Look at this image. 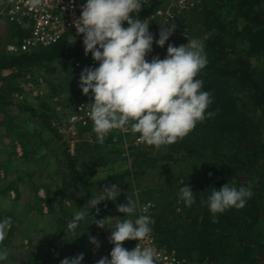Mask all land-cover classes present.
Listing matches in <instances>:
<instances>
[{
    "label": "trees",
    "instance_id": "1",
    "mask_svg": "<svg viewBox=\"0 0 264 264\" xmlns=\"http://www.w3.org/2000/svg\"><path fill=\"white\" fill-rule=\"evenodd\" d=\"M186 16L190 32L199 28L208 33L204 45L208 63L196 78L203 81L202 90L211 93L213 102L206 112L213 115L198 122L183 139L167 145L165 156L158 159L171 163L159 170L188 169L186 174H192V179L177 188L189 185L195 202L191 207H185L181 200L178 204L162 205L154 214L153 233L159 244L174 250L180 257L206 259L211 264H264V68L258 69L253 63V59H264V0H202L200 6L190 9ZM240 21L243 25L239 28ZM84 56L82 38L72 40L66 34L49 48L20 54L1 53L0 78L4 71L29 66L47 69L57 63L73 66L77 61L82 62ZM12 90L0 89L1 106H18L28 110L32 117H41L42 125L58 137L49 116L38 113L30 105L8 99L6 95ZM19 93L24 99V92ZM128 127L131 130L130 125ZM76 128L95 138L92 123ZM15 137L26 148L22 134ZM118 149L111 152L123 151V148ZM66 157L73 168L75 156H70L66 150ZM175 159L182 161L180 166H172ZM8 162H0V170L5 173ZM74 172L83 182L79 171ZM136 174L137 171H125L117 177ZM4 176L0 177V196L10 188L17 190L15 180ZM175 182L164 184L171 188ZM225 183L237 188L250 186L252 195L243 208H230L217 214L213 222L207 197L214 187ZM6 217L14 219L11 213L0 210V219ZM80 253L84 254L82 264H85L84 244L80 246Z\"/></svg>",
    "mask_w": 264,
    "mask_h": 264
},
{
    "label": "clouds",
    "instance_id": "2",
    "mask_svg": "<svg viewBox=\"0 0 264 264\" xmlns=\"http://www.w3.org/2000/svg\"><path fill=\"white\" fill-rule=\"evenodd\" d=\"M32 3L35 6L39 0ZM143 5V0H84L79 17L73 21L76 33L82 34L85 55L90 53L97 62V66L81 70L78 86L82 94L91 96L89 115L98 143H103L114 129L128 132L130 125L139 142L158 149L183 139L198 122L213 115L206 112L213 102L211 93L202 90L203 81L196 78L208 63L203 42L187 38V43L179 46L169 43L163 59H147L154 36L149 21L137 18ZM175 29L174 23L164 25L155 44L163 47ZM117 188L116 184L105 188V195L97 197L91 208L105 198L115 200L120 194ZM251 195L250 186L237 188L225 183L214 187L206 201L213 222L217 214L243 208ZM179 199L185 207L195 202L189 185L179 190ZM137 207V201L128 197L118 211L131 215ZM141 212H147V207ZM86 216H90L87 210L73 213L69 230L75 232ZM151 223L150 216L141 214L134 221L124 219L108 226L113 229L109 237L113 247L109 256L101 257L96 264H157L158 253L153 247L137 243L128 250L122 244L126 240H145L152 231ZM9 227L10 218L0 219V243L5 241ZM90 239L99 246L94 237ZM83 259L80 253L65 257L60 264H82ZM8 260V251L0 249V264Z\"/></svg>",
    "mask_w": 264,
    "mask_h": 264
},
{
    "label": "rangeland",
    "instance_id": "3",
    "mask_svg": "<svg viewBox=\"0 0 264 264\" xmlns=\"http://www.w3.org/2000/svg\"><path fill=\"white\" fill-rule=\"evenodd\" d=\"M187 12L185 14L186 18ZM238 25L240 28L243 24L240 21ZM158 27L160 26L156 22H149V31L154 36L152 52L149 53L147 57L149 60L153 56H158L159 58L163 59L166 55V48L169 43L173 44L174 46H179L181 44L187 43V39H181L178 37V35H171L169 37V40L166 41L165 47L161 49L155 44V39L159 38V31L161 29ZM20 33V31H16L15 28H12L6 22L2 20L0 21V54L3 52L7 53V44L16 41L20 37ZM207 36V32H204L197 28L193 30V32H190V36L188 37V39H197L198 41L203 42V44L205 45ZM76 37H72V40ZM84 57L85 62L81 67L67 65L65 63H57L56 65L54 64L48 69L44 67L38 68L29 66L11 72L4 71L3 77L0 78V89L3 92H8L10 89H13L10 94L6 95L11 102H14L16 104L18 102L19 104H25L28 106L30 105L35 108L38 113L49 116L51 125L53 129L56 130L59 136L64 134V138L68 139L69 137H73L76 135L77 138H80V140L76 143L77 146H79L80 150L87 148L92 152L102 153L105 155L106 153L109 154L111 150L118 149L119 147V149L123 148V151H120L126 152V150L128 149L127 151H129L133 155L137 151H139L138 149L142 150L143 148H146L145 150H149L154 148L153 150L155 151L156 156L151 157L150 155H147V158L156 159V161L152 159L145 160L141 155V157L138 156L137 162L134 163V159L131 162L127 159V157H124L125 159L121 160V166L128 167V164H130L131 162L132 168L133 164L135 166L137 163V168L157 167L158 171L155 172V177L157 178L154 179V177L151 176L150 179H146L147 176H138V181H136L135 185L143 187L138 193L132 191V188L131 190L126 191L121 190V194H119V196H117L115 200H111L113 201V204L115 206L120 204L121 201L127 202L128 197L136 200L138 207L136 212L131 214V216L133 215L131 220L134 221L141 214L148 215L152 220L150 227L153 230L152 226L154 222V214L162 207V205L167 204L168 202H172L173 204H178L180 202L179 190L181 188L178 189L177 187L179 184H182V182L191 180L192 174L187 175L186 173L188 169H183L182 167L178 168L176 171H159V169L167 166L169 163L166 160H158L160 157L165 156L167 145L161 146L158 149L152 146H147L144 143H139V145H136L133 141V138H128V136L125 137L127 138L126 141L122 136H119V141L116 145H114L113 142H109V140L107 139L109 138L108 136L106 137L108 141H106L105 139L103 143L96 142V139L94 140V142H90L93 141V139H91L90 141L86 140L85 142L84 136L87 138L89 133H80L79 128L71 129V127L67 128V126H65L61 128L60 131H58L59 127L64 126L65 122H67L66 119L72 114L74 110L73 108L75 104H77V102L79 103L80 101L85 100L91 107V96L82 94L81 89L78 86V80L80 72L83 68L88 66L95 67L97 66V62H94L93 64L90 63V58H92L90 53ZM87 60H89V62ZM253 63L258 69L264 68V59H253ZM20 90L24 92V99H21L22 95L19 93ZM39 93H42L43 97H37L40 96L38 95ZM46 102L47 105L42 106V104ZM262 130L264 132V127L262 128ZM18 134H22V136L25 138L28 144H31V146L34 144V138H36L35 141L38 142V144L36 143L38 146L42 143L41 140L43 138L46 142L44 143L45 149H48L52 146L56 151H58V154L60 156L64 155L67 145L65 144V142L60 141L53 132L47 130L42 125L41 117H32L28 110H22L18 106H1L0 104V162L5 160L10 161L8 162L9 164L7 173L4 172L3 175L1 173L0 177H5L4 175L6 174L7 178L9 177L10 179L14 178L13 180H17L19 176H17L15 171L17 170V168H23V163L20 160V157L22 156L20 155L21 149L17 144V142L20 141L15 137V135ZM26 136H29V139ZM50 136L53 138L49 139L48 137ZM71 146L72 145L70 143V146L68 148H70ZM28 147V155L36 157V155L33 154L34 149L30 148V146ZM153 150L151 151L153 152ZM210 162L211 161H209L208 163L210 164ZM181 163V160L175 159L172 166L178 167ZM208 163H206L204 166H206ZM204 166H202L201 169H204ZM201 174H203V172ZM159 175L163 177L161 178L159 177ZM194 176H196V174ZM196 178H198V175ZM172 180L176 181L175 184L171 188L165 187L164 183L170 182ZM98 194H100V192H98ZM103 202L104 205L107 204V201L105 199ZM143 206L147 207V212H141ZM13 218L17 219L16 217ZM11 223L13 227L10 229V234L8 233L5 241L0 243V249H5L9 253V260L7 261V264H47L45 262L49 258V254L47 251L48 244L46 243L45 246H39L36 239L34 241L32 239V243L25 244V241L21 242L19 234H21L22 231L21 229H19V221H17V223L15 222L16 224L10 222V224ZM29 229L30 231H27L26 233L35 237L34 233H37L34 232L35 229ZM71 232L76 235L77 240L80 234V226L75 230V232ZM42 258L44 259L41 261ZM184 258L192 261L191 258ZM26 260H28L29 263H27Z\"/></svg>",
    "mask_w": 264,
    "mask_h": 264
},
{
    "label": "crops",
    "instance_id": "4",
    "mask_svg": "<svg viewBox=\"0 0 264 264\" xmlns=\"http://www.w3.org/2000/svg\"><path fill=\"white\" fill-rule=\"evenodd\" d=\"M38 95L40 96L37 97H43L42 93ZM65 126L69 128V124L65 122V125L59 127L58 131ZM63 135L58 136V139L65 142L67 146L64 155L61 156L52 146L45 149L44 143L46 142L43 138L39 146L37 145L38 142L35 141L36 138H34L32 146L25 141L26 148L21 142H17L21 149L20 155L22 156L20 160L23 163V168H17L15 171L17 176H19L15 180V188L17 190L10 188L5 194L0 196V210L11 213L12 217L17 218L10 219V222L17 223L19 221L21 225H19V229L22 231L19 234L21 242L25 241L24 243L27 244L32 243L36 239L39 246L48 244L47 251L49 258L45 263L60 264V261L65 257L78 255L80 246L84 244L85 264H96L101 257H108L113 247L109 242V237L113 230L110 227L114 226L118 221L131 219L133 215H124L118 211V206L126 203L124 201L115 206L111 199L105 198L107 201L106 205L103 204L104 200H101L94 208H91L93 201L97 197L104 196L105 192L103 190L111 185H118V192L121 190H131L132 188V191L138 193L143 188L135 185L136 181H138V176H147L146 179H150L153 176L156 179L155 172L158 171L157 167L137 168V163L135 166L133 164L132 168L131 165L133 159H136L133 161L134 163L137 162L138 156L141 157L142 155L144 159L148 157L147 155L155 157V151L153 150L154 148L149 150L143 148L132 155L127 150L121 153H112L109 150L110 153L104 155L92 152L87 148L80 150L76 144L80 138H77L75 135L67 139ZM108 136L109 142H111L113 138L112 132ZM127 136L131 139L134 138L133 133L122 135L125 141L127 140L125 138ZM26 137L29 139V136ZM48 138L51 139L53 137L50 136ZM84 139L85 142L86 140L90 141L93 139L90 142H94L95 140L90 135L87 138L84 136ZM70 143L72 146L74 144L73 148L72 146L68 148ZM28 146L34 149L33 154L36 157L25 156L26 150L29 148ZM66 150L70 156H75L76 164L73 168L70 167V163L67 160ZM124 157H127L131 161L128 167L121 166V160L125 159ZM74 170L79 171L83 176V182L78 179ZM142 170H144L143 173H141ZM125 171H137V174L134 177L132 175L117 177L118 174ZM1 173L3 175L4 171L0 170ZM159 177L162 178L163 176L159 175ZM8 179L14 181V178L10 179L8 177ZM84 189H88V191ZM83 210H87L90 216H86L85 220L80 223V234L76 240V235L69 230L68 224L73 213ZM101 219L104 220L96 221ZM95 222H103L110 227H100ZM11 228L12 223L10 224L8 233ZM29 228L36 230H34V232H37L34 233L35 237L26 233L30 231ZM92 237L98 242V247L91 242L90 238ZM79 242H82V244H79ZM122 244L124 247L125 241ZM26 261L29 263L28 260Z\"/></svg>",
    "mask_w": 264,
    "mask_h": 264
},
{
    "label": "built area",
    "instance_id": "5",
    "mask_svg": "<svg viewBox=\"0 0 264 264\" xmlns=\"http://www.w3.org/2000/svg\"><path fill=\"white\" fill-rule=\"evenodd\" d=\"M202 0H143L138 19L149 22H156L162 28L169 23L176 24V29L172 35H178L181 39H187L190 36L186 24L185 14L190 9L199 7ZM84 0H39L33 6L32 0H0V21L6 22L12 28L19 30L20 37L7 44L8 54L29 53L41 48H49L55 45L66 34L69 39L72 37L82 38L78 35L73 26V21L79 17L81 5ZM126 27V22L124 23ZM160 47L161 49L164 48ZM90 63L95 61L90 58ZM89 62V60H87ZM85 61H77L75 65L80 67ZM90 106L87 101L77 102L72 114L68 116L67 123L71 129L77 125L84 126L92 123L90 119ZM113 143H118L119 135L131 133L122 130H112ZM133 141L139 144L138 135L134 136ZM143 206L142 208H145ZM137 243L140 246H151L158 253L157 264H211L206 259H192L178 256L174 250L165 245L159 244L156 240L153 230L143 241L126 240L125 248L133 249Z\"/></svg>",
    "mask_w": 264,
    "mask_h": 264
}]
</instances>
